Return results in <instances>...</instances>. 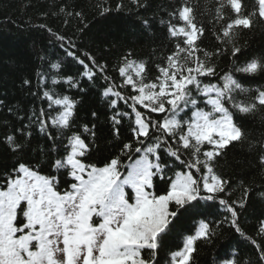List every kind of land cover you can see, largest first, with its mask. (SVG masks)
Masks as SVG:
<instances>
[{
    "label": "snow or ice",
    "instance_id": "obj_1",
    "mask_svg": "<svg viewBox=\"0 0 264 264\" xmlns=\"http://www.w3.org/2000/svg\"><path fill=\"white\" fill-rule=\"evenodd\" d=\"M133 2L140 4V0ZM122 7L117 4L116 9ZM109 11L102 6V15ZM169 16L167 34L173 48L156 65L157 75L152 79L143 62L129 59L130 52L117 66V83L108 77L107 66L94 57L88 56L90 64H86L74 51L65 49L68 57L83 66V75L89 80L99 74L107 81L103 95L109 98L111 120L120 125L127 117L131 139L118 155L102 164L91 162L85 134L94 137L95 133L88 125L73 131L76 100L44 90L42 97L50 111L41 108L33 115L39 130L54 144L58 136L66 139L64 151L51 166L56 173L66 171L70 181L61 191L56 174L42 175L28 163L13 166L0 181V264H159L158 250L175 229L178 216L197 207L194 202L213 201L225 192L228 181L216 173L214 162L229 145L245 138L237 114L264 110V85L251 90L241 82L264 75V58L241 63L242 49L235 43L237 32L250 30L254 18L264 21V0H254L251 11L245 0H215L211 23L218 27L216 39L231 45L230 54L236 61L232 71L222 75L213 57L228 49L209 52L200 46L205 28L197 22L191 0H182ZM59 39L65 40L63 36ZM68 44L75 47L71 41ZM52 67L59 70L60 65ZM235 73L240 74L239 79ZM216 79L220 83L212 82ZM63 82L79 88L71 76ZM60 83L52 80L53 85ZM6 141L13 151L22 149L13 135ZM162 151L186 170L176 171L174 178L169 177L168 187L158 193L154 179L164 180L168 167ZM185 155L188 158L182 159ZM259 164L264 167V141ZM219 204L230 213L236 232L245 236L236 210L245 201L221 198ZM212 235L211 226L201 222L195 235L187 236L183 246L170 253L168 264H192L196 241ZM258 235L264 237V220ZM247 238L264 264V246Z\"/></svg>",
    "mask_w": 264,
    "mask_h": 264
},
{
    "label": "trees",
    "instance_id": "obj_2",
    "mask_svg": "<svg viewBox=\"0 0 264 264\" xmlns=\"http://www.w3.org/2000/svg\"><path fill=\"white\" fill-rule=\"evenodd\" d=\"M181 2L140 0L137 5L133 0H107L105 5V0H0V181L12 172L13 166L28 163L42 175L56 174L61 191L67 187L70 177L66 171L56 173L51 166L64 151L67 141L58 136L54 144L39 130L33 115L41 108L49 110L42 97L46 89L76 100L73 131H82L83 126L88 125L95 133L94 137L85 134L90 144L91 162L102 164L118 155L123 144L131 139L130 121L126 117L120 125L113 124L109 98L103 95L107 81L99 74L89 80L83 75V66L68 57L65 49L74 51L86 64H90L88 56L94 57L97 63L107 66L108 77L117 83L120 82L117 66L130 52L129 59L143 62L147 77L152 79L157 75L156 65L173 48L167 22L169 14ZM117 4L123 7L117 10ZM191 4L197 22L205 28L200 46L209 52L227 47L225 53L213 57V62L220 75L232 71L236 61L230 54L231 45H222L216 39L218 27L211 23L215 0H191ZM245 4L251 11L254 0H245ZM102 6L111 11L102 15ZM60 36L65 40L61 41ZM68 41L75 47H70ZM235 43L242 49L241 63L264 58V21L254 18L250 30L237 32ZM53 64H59V70L53 68ZM68 76L79 88H70L63 82ZM235 76L240 78L239 73ZM53 79L61 83L53 85ZM212 82L220 83L218 79ZM241 82L255 90L264 85V75ZM200 106L204 107L202 103ZM120 107L125 110L122 103ZM237 117L245 138L229 145L214 162L216 173L228 181L225 192L213 201L194 202L197 207L178 216L174 221L175 229L158 250L159 264H168L170 253L182 247L187 236L195 235L201 222L208 223L214 235L211 239L196 241L192 264H260L256 247L247 237L264 246V237L258 235V227L264 220V167L259 164L260 143L264 141V110L243 116L237 114ZM48 131L55 134L53 129ZM9 135L15 137L22 149H11L6 141ZM161 155L168 167L164 180L154 179L158 193L168 187L169 177L174 178L176 171L186 170L166 152L162 151ZM187 158V155L182 156V159ZM221 198L229 202L245 201L244 207L236 208L237 223L245 236L231 225L230 213L219 204ZM148 254L145 251V255Z\"/></svg>",
    "mask_w": 264,
    "mask_h": 264
}]
</instances>
